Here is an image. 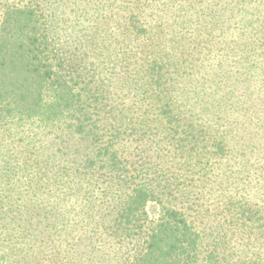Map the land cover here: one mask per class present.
Returning <instances> with one entry per match:
<instances>
[{
	"label": "trees",
	"instance_id": "1",
	"mask_svg": "<svg viewBox=\"0 0 264 264\" xmlns=\"http://www.w3.org/2000/svg\"><path fill=\"white\" fill-rule=\"evenodd\" d=\"M43 1L19 0L2 4L0 9V149L13 151L0 166V260L9 256L22 264L37 258L41 264H72L75 257L69 256L70 242L83 241L93 229L105 235L102 239L97 236V242L115 241L120 251L124 243L134 244L123 254L96 248L93 264H224L222 248L205 240L184 209L163 206L156 218H148L151 184L139 178L142 169L133 166L120 150L117 139L121 130L116 128L115 118L101 119V107L92 105L94 94L90 96L87 88L91 77L105 69L99 61L89 67L90 73L67 71L69 64L64 66L50 46L42 20ZM143 1L121 0L118 7L120 27L132 37L131 46L123 50V61L126 67L132 63L140 66L122 76L130 83H137L139 77L145 80L159 120L169 134H177L171 142L175 150L196 152L205 140L207 147L223 149L224 141L205 128L210 125L183 127L180 123L190 106L183 104V92L170 86L174 76L169 75V68H177V61L187 66L190 60L182 54L184 45L179 39L172 40L175 55L171 60L168 46L147 48L146 41H153L158 29L171 22L147 12ZM184 1L190 9L198 4L207 7V0ZM167 18L177 20L173 15ZM192 19L199 24L201 17ZM142 104L145 112L154 106L149 101ZM130 114V107L122 114L127 125ZM19 118H35L53 130L51 134L59 138L55 146H59L61 169L55 168L56 154L43 157L29 147L31 143L21 150L12 141L3 143ZM56 129H60L58 134ZM64 162L76 165L75 170ZM240 209L236 219L246 228L264 226L258 210ZM34 242L45 247L36 250ZM72 251L83 258L79 249Z\"/></svg>",
	"mask_w": 264,
	"mask_h": 264
},
{
	"label": "rangeland",
	"instance_id": "2",
	"mask_svg": "<svg viewBox=\"0 0 264 264\" xmlns=\"http://www.w3.org/2000/svg\"><path fill=\"white\" fill-rule=\"evenodd\" d=\"M17 1L0 0V9L2 4ZM143 3L147 12L171 22L158 29L153 41H146L147 48L168 46L172 53L167 58L171 60L175 55L172 40L179 39L184 45L182 54L190 60L187 66L177 61V68H169V75L174 76L170 86L183 92V104L190 106L188 116L180 123L183 127L191 123L210 125L205 128L224 141L223 149L207 147L205 140L196 152L175 150L171 142L177 134H169L159 120L145 80L139 77L137 83H130L122 76L140 66L132 63L126 67L123 61V50L131 46L132 37L120 27L121 0L43 1L42 20L50 46L64 66L69 64L67 71L71 74L86 72L101 61L105 71L91 77L87 84L90 96L94 94L92 105L101 107V119H116L113 122L121 130L118 147L133 166L142 169L139 178L151 184L148 218H156L163 206L184 209L205 240L222 248L224 264H264V226L246 228L236 219L241 206L256 209L264 217V0H207V7L199 8L198 4L191 9L184 0ZM165 14L173 15L176 22ZM198 15L201 19L196 24L192 17ZM144 101L154 104L147 112ZM128 107L131 114L127 125L122 116ZM13 123L8 130L11 136L3 143L12 141L20 150L31 143L29 147L43 157L56 154L55 168L60 166L61 154L55 146L59 138L51 134L53 130L35 118H19ZM54 132L58 134L60 129ZM9 149L6 153L0 149L4 155L0 154V166L6 163L8 154L12 157ZM64 165L73 167L72 172L76 168L74 164ZM97 236L105 237L100 230L92 229L83 241L70 242L69 256L75 257L72 264H93L96 248L123 254L134 245L124 243L120 251L115 241L97 242ZM33 245L36 250L45 247L42 242ZM78 249L83 258L72 251ZM15 260L8 256L0 264H22ZM29 264L41 262L37 258Z\"/></svg>",
	"mask_w": 264,
	"mask_h": 264
}]
</instances>
